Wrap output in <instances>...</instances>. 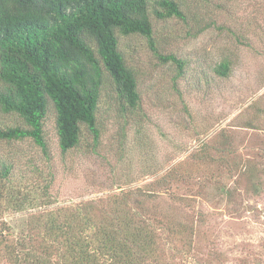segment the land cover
<instances>
[{
  "label": "rangeland",
  "instance_id": "374dc122",
  "mask_svg": "<svg viewBox=\"0 0 264 264\" xmlns=\"http://www.w3.org/2000/svg\"><path fill=\"white\" fill-rule=\"evenodd\" d=\"M179 1L185 19L151 17L157 47L187 62L184 75L175 79L176 65L160 60L144 36H120L121 49L136 72L141 105L124 124L107 81L98 146H88L92 135L85 130L81 144L62 153L52 105L44 129L48 155L31 139H0V157L14 164V196L3 203L0 221L18 233L27 229L31 212L143 186L178 162L201 173L205 162L190 157L209 141L208 176L213 175L196 207L205 213L202 232L208 240L203 235L200 242L213 244L207 249L212 262L206 254L201 264H264V0ZM224 59L230 62L228 76L215 71ZM22 121L0 107V128ZM221 151L236 163L256 162L263 169L257 181L220 167L216 159ZM172 188L179 198L195 195L198 181L193 186L174 182ZM161 194L157 200L165 210L183 208L180 201H169L166 192Z\"/></svg>",
  "mask_w": 264,
  "mask_h": 264
},
{
  "label": "trees",
  "instance_id": "16d2710c",
  "mask_svg": "<svg viewBox=\"0 0 264 264\" xmlns=\"http://www.w3.org/2000/svg\"><path fill=\"white\" fill-rule=\"evenodd\" d=\"M151 3L0 0V80L4 83L0 107L23 120V125L0 128V139H31L48 155L44 129L52 105L62 153L78 147L85 130L92 135L88 146H98L99 109L107 81L126 124L128 114L139 109L141 94L120 36H144L160 60L176 65L175 79L182 77L187 62L159 50L151 14L185 19V12L179 0H155L154 7ZM215 71L228 76L230 62L224 59ZM212 149L206 141L190 157L205 162L201 173L191 164L178 162L143 186L31 212L27 229L18 233L9 222L0 221V264H201L206 254L212 262L207 249L213 244L200 242L205 213L196 207L213 175L208 176L207 163ZM216 162L251 182L263 170L256 162L236 163L224 151ZM13 171V162L0 157V210L14 196ZM180 181L188 186L198 181L197 194L177 197L172 184ZM219 190L230 192L225 187ZM161 192L168 194L169 201H180L184 209L174 205L165 210L157 200ZM205 247L207 252L201 253Z\"/></svg>",
  "mask_w": 264,
  "mask_h": 264
}]
</instances>
